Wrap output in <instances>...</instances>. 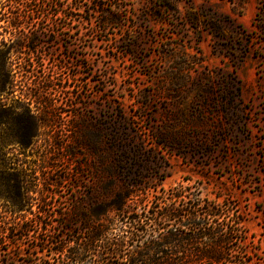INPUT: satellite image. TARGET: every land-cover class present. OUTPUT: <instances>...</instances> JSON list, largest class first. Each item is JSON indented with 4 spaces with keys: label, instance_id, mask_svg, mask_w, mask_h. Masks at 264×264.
Instances as JSON below:
<instances>
[{
    "label": "rangeland",
    "instance_id": "obj_1",
    "mask_svg": "<svg viewBox=\"0 0 264 264\" xmlns=\"http://www.w3.org/2000/svg\"><path fill=\"white\" fill-rule=\"evenodd\" d=\"M45 1L16 38L26 5L0 6L3 40L41 36L9 65L0 168L47 224L0 260L174 264L218 246L264 264V0Z\"/></svg>",
    "mask_w": 264,
    "mask_h": 264
},
{
    "label": "trees",
    "instance_id": "obj_2",
    "mask_svg": "<svg viewBox=\"0 0 264 264\" xmlns=\"http://www.w3.org/2000/svg\"><path fill=\"white\" fill-rule=\"evenodd\" d=\"M4 0H0V6L2 5V2ZM8 2H16V3H22L26 5L27 13L29 14H22V11L19 10V8H16V12L13 13V18L10 20V26L12 27L14 31V38H16L18 32L21 30V28H24L22 26V22L27 17L31 16V13L34 14V10L36 12H46V1L45 0H7ZM53 5L49 8L52 10ZM100 9V8H98ZM98 12L102 13L103 10H98ZM1 21V20H0ZM25 21V20H24ZM2 29V26L0 25V30ZM0 33V96L3 95V93H6L5 91L7 89H10L12 85L14 84V75L11 74L9 65L12 62V56L14 53L18 54L24 51V49L30 47V43H36L38 38L41 37L39 34H36L35 36H32L31 34H21L19 33L20 40H16L13 43H8L6 39L1 38ZM36 47H34L35 49ZM32 49V47H31ZM23 50V51H22ZM9 116V110L6 107V104L4 102H1L0 100V127L5 125L6 121L8 120ZM20 127L22 129L23 120H19ZM23 134V133H22ZM25 135H22V138ZM24 141V140H22ZM1 148L5 147L3 143H1ZM8 166L6 163H3L0 168V177H1V183H0V202L4 201V210L8 214V216L2 217L0 220V237L4 238V241L2 240L0 242V248L3 247V245L6 243H13L17 242L20 239H25L31 237L33 234H35V239L39 242L38 235L44 230V228L47 226V224L44 221H37L36 218L38 215H43L46 213V210L42 208V206H36V209H33L30 207H25L22 205V202L25 199L30 198L29 190H25L24 187L20 184V182L16 181V185L14 186L16 189V195L18 196V199L21 201L19 204H15L12 202V192L10 190V178L9 174L7 173ZM201 214L203 216H210L215 215L217 213H220L221 207L220 206H214L210 204H206L201 208ZM30 215V216H29ZM88 233H92L91 229L87 227ZM91 231V232H90ZM21 237V238H20ZM96 237H94L93 233L89 236V241H95ZM99 243V240H97ZM125 240L118 241V242H112V246L109 248V251L114 250L124 253L125 251ZM39 245H35L30 247L31 249H35V251H38ZM96 247H101L100 245L96 244ZM68 248V242H55L50 247V250L55 255H64L65 250ZM40 249H45V246H41ZM86 249V248H85ZM108 250V248H107ZM30 256L34 255L33 252L29 253ZM82 255V254H81ZM67 259H64L61 264H70V261H72V257H66ZM233 255H230L223 250L218 249V246H206L205 249L202 251L201 254H197L195 256H185L180 259V262L174 263V264H236L234 260ZM71 259V260H70ZM125 259V258H123ZM171 258L167 259V261L162 262L161 264H173L172 261L170 262ZM0 264H11L9 259H2L0 260ZM48 264V262H46Z\"/></svg>",
    "mask_w": 264,
    "mask_h": 264
}]
</instances>
